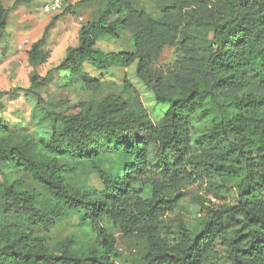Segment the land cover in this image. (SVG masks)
Instances as JSON below:
<instances>
[{"label":"trees","instance_id":"1","mask_svg":"<svg viewBox=\"0 0 264 264\" xmlns=\"http://www.w3.org/2000/svg\"><path fill=\"white\" fill-rule=\"evenodd\" d=\"M11 8L0 2V42L8 37ZM103 10L82 26L76 47L44 78L34 75L29 89L52 123L45 140L14 143L0 120V264H117V238L143 241L146 264H219L218 244L228 264H264V0H146L158 5L154 19L138 0H102ZM54 18L28 52L41 66ZM212 28L209 43L197 35ZM131 34L133 52L105 53V38ZM2 44L0 43V46ZM167 48L178 62L160 68ZM137 63L138 79L157 104L167 105L155 123L140 93L126 78L123 86L96 103L80 104L67 116L45 109L40 87L64 71L85 91L101 93L110 83L92 77ZM116 161L114 169L105 158ZM82 168L101 188L77 189L70 175ZM28 174L45 191L36 198L16 179ZM237 182L236 203L220 209L202 205L197 229L180 222L171 238L167 216L184 201L186 187L200 180ZM73 219L87 234L83 248L71 239L56 243L51 231Z\"/></svg>","mask_w":264,"mask_h":264},{"label":"rangeland","instance_id":"2","mask_svg":"<svg viewBox=\"0 0 264 264\" xmlns=\"http://www.w3.org/2000/svg\"><path fill=\"white\" fill-rule=\"evenodd\" d=\"M17 0H0L6 7L11 8ZM45 0H33L30 4L19 5L11 14L7 26L8 37L1 40L0 46V120L15 134L14 143H26L30 139L45 140L51 134L52 123L47 120L38 108L32 95L18 93L10 94L16 89L27 90L32 85V78L47 76L48 72L57 68L65 58L70 47H76L79 40V31L83 25L92 22L103 10L105 3L102 0H63L70 9L57 21L51 29L46 50L51 57L41 66H33L29 62L28 52L32 45L42 39L45 29L50 22L61 14H47L44 12ZM139 8L148 12L154 19L161 17L157 4L146 0H138ZM212 28L203 29L197 35L200 43H209ZM97 48L105 53H121L134 51V39L131 34H122L120 38H105L97 44ZM178 62L177 48H167L157 61L160 68L173 67ZM137 63L128 69L112 68L108 72L99 73L86 66L85 71L92 77L110 83L109 88L101 93L85 92L68 73L54 72L47 86L39 88L47 111L64 116L78 114L80 104L84 102L96 103L108 93L123 86L127 78L138 90L141 102L151 113L152 119L158 123L168 110L167 105H159L154 94L138 79L136 74ZM117 86L118 88H114ZM104 166L114 169L116 161L107 157ZM16 179L25 182V190L42 200L47 195L45 191L28 174L16 171ZM73 187L101 188L99 178L82 168L69 179ZM185 198L182 204L167 216V224L172 230L171 238L180 234V222L190 228L197 229L204 220L201 213L202 205L212 209H220L236 203L238 196L237 182L234 180L205 179L190 185L184 190ZM212 200H215L214 202ZM117 238V264H146L144 261L145 243L139 239L125 237L115 232ZM56 243L66 240H75L81 247L87 248L89 240L87 234L71 220H66L53 229L50 234ZM216 251L220 255L219 264H228L227 249L218 244Z\"/></svg>","mask_w":264,"mask_h":264},{"label":"built area","instance_id":"3","mask_svg":"<svg viewBox=\"0 0 264 264\" xmlns=\"http://www.w3.org/2000/svg\"><path fill=\"white\" fill-rule=\"evenodd\" d=\"M65 8L66 4L63 0H45L43 4L44 12L47 14H61Z\"/></svg>","mask_w":264,"mask_h":264}]
</instances>
